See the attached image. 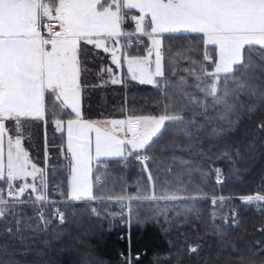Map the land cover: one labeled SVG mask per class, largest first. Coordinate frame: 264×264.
Returning a JSON list of instances; mask_svg holds the SVG:
<instances>
[{
	"label": "snow or ice",
	"instance_id": "obj_1",
	"mask_svg": "<svg viewBox=\"0 0 264 264\" xmlns=\"http://www.w3.org/2000/svg\"><path fill=\"white\" fill-rule=\"evenodd\" d=\"M125 24L132 27L125 28ZM185 33L196 34L192 38L202 42L203 61L210 62L213 69L209 71L203 63L197 69V62L178 50L177 55L193 65L184 69L188 76L179 77L178 83L172 85L187 98L185 103L177 105L170 100L159 115L83 119L81 74L87 46L110 52L112 63L120 67L133 39L142 42L141 38L147 37L151 46L147 47L146 56L124 57L127 71L132 80L159 88L161 81L157 78L166 77L165 34ZM117 51L121 56H117ZM177 62L169 60L173 66ZM104 71L111 73L108 68ZM174 73L175 67L171 69V74ZM261 76H264V0H0V223L4 231L13 235L22 230L15 218L17 204L25 200L44 202L48 198L47 169L33 163L23 146L24 140L30 139L25 132L28 121L51 122L55 131L66 133L62 154L68 161V195L73 201L105 199L93 194V185L104 183L99 174L93 175L94 161L97 173L107 163L102 157L137 160L147 173V180L152 182V191L120 195L115 197L118 201L191 200L193 196L175 191L155 192L154 177L148 168L151 157L147 152L158 144L163 150V141L170 132L182 133L187 138L184 150L191 151L203 145L206 122L224 121V125L209 130L219 137L224 131H231L242 116L250 118L258 110H264ZM118 82L112 79V83ZM163 82L169 87L166 78ZM189 88L195 92L188 91ZM185 112L190 115L186 116ZM252 130L264 137V118L258 119ZM215 157L235 166L240 151L226 147ZM171 158L189 163L175 155ZM214 171L217 183H222L221 169L216 167ZM219 199L223 201L224 197ZM240 199L246 205H264V191ZM216 202L217 198L211 201L213 205ZM91 211L101 215L94 207ZM54 216L61 224L65 222L59 208ZM39 219L46 228L48 219L43 213ZM224 225L228 226L227 230L241 225L235 209L223 218L221 225H213L217 229L215 235L224 236ZM257 231L264 236V227ZM255 245L249 249L253 255L248 257L240 255L241 249L232 245L233 258L239 264H264V240L255 241ZM9 246L15 245L10 241L0 243V248ZM200 248L199 243L192 242L188 253L199 254ZM256 255H260L259 261ZM0 264L21 262L16 257L0 256ZM126 264H131V259Z\"/></svg>",
	"mask_w": 264,
	"mask_h": 264
},
{
	"label": "trees",
	"instance_id": "obj_2",
	"mask_svg": "<svg viewBox=\"0 0 264 264\" xmlns=\"http://www.w3.org/2000/svg\"><path fill=\"white\" fill-rule=\"evenodd\" d=\"M192 37L164 38V71L169 87L163 82L165 78H158L161 83L157 88L130 78L122 85H115L106 82L105 78L83 76V119L159 115L170 100L177 105L185 103L187 98L172 85L178 83L179 77L188 76L184 69L193 65L188 59L179 57L178 50L196 61L197 69L203 63L209 71L213 70L210 62L203 61L202 42ZM147 46L146 42L137 45L131 55L145 56ZM210 55L215 57L216 54L210 52ZM170 59L178 62L173 66ZM173 67L175 73L171 74ZM94 72L101 77L99 71ZM256 74L260 75L259 67ZM187 90L195 92L191 88ZM194 110L199 111L198 108ZM184 114L190 115L189 112ZM261 118H264V110H258L250 118L242 116L231 131H224L219 137L209 130L224 125V121L206 122L207 135L202 134L203 145H197L191 151L184 150L187 138L182 133L170 132L163 141V150L158 144L148 151L147 155L151 157L148 168L154 177L155 192L175 191L194 197L177 201L116 200L115 197L120 195L152 191L147 173L142 171L139 161L131 157L107 160L100 166L99 173L94 165L93 175L99 174L104 183L94 184L93 194L105 197L103 201H69V167L62 154V149L66 148V135L55 131L51 122L28 121L25 132L30 139H25L23 146L29 151L33 163L47 169L49 195L47 202L25 200L15 206L20 232L9 235L0 223V243L10 241L15 245L0 248V256L16 257L21 264H126L127 259H131V264H239L233 258L232 245L241 249L240 255L248 257L253 255L249 249L255 248V241L264 240L257 231L264 227V205H246L240 199L264 191V137L252 130ZM199 147L203 151H198ZM226 147L240 151L235 166L215 157ZM173 155L189 163L173 160ZM216 167L221 169L222 183L216 181ZM213 198H217L216 205L211 203ZM93 207L101 213L100 216L92 213ZM56 208L64 213L63 224L54 216ZM233 209L239 213L241 225L232 230H227L228 226L224 225L225 234L218 237L213 225H221L223 218L230 216ZM41 213L48 219L46 228L39 219ZM119 215L128 216L129 225H122L117 219ZM192 242L201 245L199 254L188 253V245ZM255 259L259 261L260 255Z\"/></svg>",
	"mask_w": 264,
	"mask_h": 264
},
{
	"label": "crops",
	"instance_id": "obj_3",
	"mask_svg": "<svg viewBox=\"0 0 264 264\" xmlns=\"http://www.w3.org/2000/svg\"><path fill=\"white\" fill-rule=\"evenodd\" d=\"M133 12H135V10H133ZM138 14V13H137ZM132 26L130 24H125V28H131ZM196 34H181V35H171V36H195ZM170 35L165 34V37H168ZM142 42H138V45H143L144 42H146V44H148L147 47H150V41H148L147 37H143L141 38ZM122 45H123V39H122ZM83 47V46H82ZM211 47V46H210ZM132 50H128V48L125 50L124 52V57H126L127 55H131ZM147 55V50L145 52V56ZM117 56H121V52L117 51ZM122 57V64L120 67H117L115 64L112 63V58H111V54L110 52H103L102 50L99 49H93L92 46H87V56L85 59H82V74H81V82L83 85V76H96L97 78H105L106 82H110L112 83V79L116 78L119 82L118 83H112L115 85H122L125 80L127 78L131 79V74L128 73L127 71V63H126V59ZM154 59V57H153ZM106 68L111 69V73L104 71ZM94 70L99 71V76L98 77ZM158 79V78H157ZM132 80V79H131ZM137 83H139L138 80H133ZM101 83V82H100ZM141 84V83H140ZM145 85H151V84H145ZM154 86V85H152ZM82 102H83V89H82V98H81V110H82ZM93 121H97V120H93ZM58 133H61L59 131H57ZM61 134H65L66 133H61ZM102 159H106V160H116V159H121L119 157H115V158H103ZM94 165H95V161H94ZM93 190H94V185H93ZM28 195V193L26 192V196ZM34 196V194H33ZM67 199H69V201L71 202H85V201H93V200H78V201H73L69 198V195L67 197ZM44 202H47L44 201ZM37 203H43V202H37Z\"/></svg>",
	"mask_w": 264,
	"mask_h": 264
},
{
	"label": "built area",
	"instance_id": "obj_4",
	"mask_svg": "<svg viewBox=\"0 0 264 264\" xmlns=\"http://www.w3.org/2000/svg\"><path fill=\"white\" fill-rule=\"evenodd\" d=\"M55 30H59L58 27L55 28ZM139 43L135 40V38L133 39V43H132V46L130 48H128V50H133ZM128 203V201H127ZM127 212H128V209H127ZM117 219H119L121 221V224L122 225H129V219H128V216L125 218L124 216H117ZM127 238H129V235L127 234L126 236Z\"/></svg>",
	"mask_w": 264,
	"mask_h": 264
},
{
	"label": "rangeland",
	"instance_id": "obj_5",
	"mask_svg": "<svg viewBox=\"0 0 264 264\" xmlns=\"http://www.w3.org/2000/svg\"><path fill=\"white\" fill-rule=\"evenodd\" d=\"M47 185H48V178H47ZM48 191H49V189H48V186H47V190H46V194H47V197H48ZM35 195V194H34ZM25 197H26V193H25ZM21 199L23 200L24 199V197H21Z\"/></svg>",
	"mask_w": 264,
	"mask_h": 264
}]
</instances>
